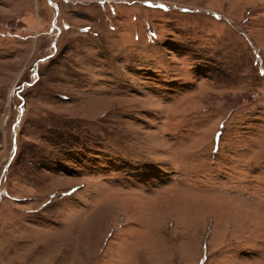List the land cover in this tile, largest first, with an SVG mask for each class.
I'll list each match as a JSON object with an SVG mask.
<instances>
[{"label":"rangeland","instance_id":"rangeland-1","mask_svg":"<svg viewBox=\"0 0 264 264\" xmlns=\"http://www.w3.org/2000/svg\"><path fill=\"white\" fill-rule=\"evenodd\" d=\"M0 264H264V0H0Z\"/></svg>","mask_w":264,"mask_h":264},{"label":"snow or ice","instance_id":"snow-or-ice-1","mask_svg":"<svg viewBox=\"0 0 264 264\" xmlns=\"http://www.w3.org/2000/svg\"><path fill=\"white\" fill-rule=\"evenodd\" d=\"M101 3H103V0H101Z\"/></svg>","mask_w":264,"mask_h":264}]
</instances>
